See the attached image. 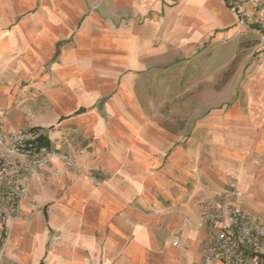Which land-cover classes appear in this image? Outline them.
Returning <instances> with one entry per match:
<instances>
[{"label":"crops","instance_id":"0c3cea01","mask_svg":"<svg viewBox=\"0 0 264 264\" xmlns=\"http://www.w3.org/2000/svg\"><path fill=\"white\" fill-rule=\"evenodd\" d=\"M217 45L228 103L155 120L153 76ZM0 109L76 163L31 178L0 264H203L205 204L264 195L262 38L224 0H0Z\"/></svg>","mask_w":264,"mask_h":264},{"label":"built area","instance_id":"2783aa9c","mask_svg":"<svg viewBox=\"0 0 264 264\" xmlns=\"http://www.w3.org/2000/svg\"><path fill=\"white\" fill-rule=\"evenodd\" d=\"M224 1L240 25L259 32L264 48V0ZM3 115L5 111L0 109V117ZM55 159L69 168L76 166L70 155L42 143L37 134L24 129L5 131L0 125V245L9 239L21 215V204L30 196L31 178L42 176ZM199 228L208 241L203 264H264V221L236 206L232 197L208 201ZM174 245L181 246L179 241Z\"/></svg>","mask_w":264,"mask_h":264},{"label":"rangeland","instance_id":"374dc122","mask_svg":"<svg viewBox=\"0 0 264 264\" xmlns=\"http://www.w3.org/2000/svg\"><path fill=\"white\" fill-rule=\"evenodd\" d=\"M226 50L225 46L217 45V54L215 59L213 58L212 69L205 67L199 72L197 70L192 72L191 68L169 70L167 84H165V75H159L157 72L153 76L157 84L152 87L154 119L162 120V117L179 115L183 116L186 125L192 119L189 118L190 114H195L197 110L202 116L213 109H221L225 106L230 95V87L226 86V83L234 78L237 72V60L225 68L223 62ZM207 56L206 52L201 54V66L204 63L207 64ZM160 112L163 113L160 114ZM228 197H233L232 201L235 203H241L240 200L235 199L234 195H228ZM243 200L247 208L244 209L260 215L263 219L264 195L262 197L245 196Z\"/></svg>","mask_w":264,"mask_h":264}]
</instances>
